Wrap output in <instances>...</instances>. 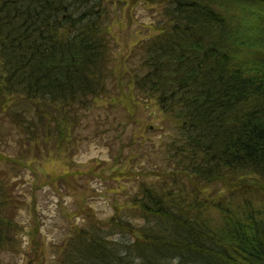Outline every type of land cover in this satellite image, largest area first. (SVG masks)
I'll return each mask as SVG.
<instances>
[{
	"label": "trees",
	"instance_id": "trees-1",
	"mask_svg": "<svg viewBox=\"0 0 264 264\" xmlns=\"http://www.w3.org/2000/svg\"><path fill=\"white\" fill-rule=\"evenodd\" d=\"M132 2L151 22L117 58ZM99 137L119 168L59 175L82 222L53 264H264V0H0V264L22 167ZM94 175L106 218L86 202Z\"/></svg>",
	"mask_w": 264,
	"mask_h": 264
},
{
	"label": "rangeland",
	"instance_id": "rangeland-1",
	"mask_svg": "<svg viewBox=\"0 0 264 264\" xmlns=\"http://www.w3.org/2000/svg\"><path fill=\"white\" fill-rule=\"evenodd\" d=\"M126 12L132 16L130 20L121 15L120 19L116 17L112 22V30L117 38L114 52L117 58L125 54L133 42L142 36L140 30L143 25L151 22L150 14L141 2L124 5V13L127 16ZM142 108L145 115L149 117L147 123L157 127V107L143 105ZM153 130L156 131V129ZM105 141L106 139L102 143L99 137L97 141L86 145L84 142V146L77 152L74 151L72 156L38 162L30 161L26 168L22 167L23 174L17 178L19 181L17 188L21 193L23 203L17 213L20 226L19 247L13 254L5 255V261L8 264H53L55 262L58 251L65 246V241L69 236L68 232L82 222L81 216H76L74 213L77 205L76 189L71 191L60 186L59 175L64 172H73L76 168L82 170L91 160H94L93 165H96L98 161L101 162L99 172L104 174H110L119 168L117 165H111L110 149L104 143ZM110 183L103 177L94 175L84 192L86 202L99 218H106L112 213L110 198H113V194L111 190L107 191ZM112 184L117 186L119 183ZM120 184L124 187L129 185L126 180H121ZM35 229L38 232L37 238L34 239L40 240L41 246L31 243V233ZM116 239H119V236ZM35 259L37 261L33 263Z\"/></svg>",
	"mask_w": 264,
	"mask_h": 264
}]
</instances>
